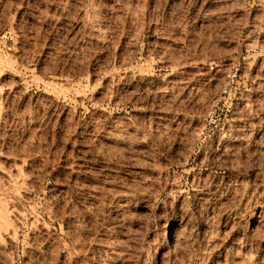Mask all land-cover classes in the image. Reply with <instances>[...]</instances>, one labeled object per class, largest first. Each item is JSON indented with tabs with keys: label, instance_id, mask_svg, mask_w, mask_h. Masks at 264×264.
I'll return each mask as SVG.
<instances>
[{
	"label": "rangeland",
	"instance_id": "obj_1",
	"mask_svg": "<svg viewBox=\"0 0 264 264\" xmlns=\"http://www.w3.org/2000/svg\"><path fill=\"white\" fill-rule=\"evenodd\" d=\"M0 264H264V0H0Z\"/></svg>",
	"mask_w": 264,
	"mask_h": 264
}]
</instances>
